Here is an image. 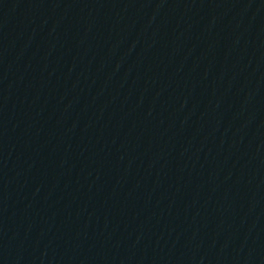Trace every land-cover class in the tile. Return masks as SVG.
<instances>
[{"label":"water","instance_id":"95a60500","mask_svg":"<svg viewBox=\"0 0 264 264\" xmlns=\"http://www.w3.org/2000/svg\"><path fill=\"white\" fill-rule=\"evenodd\" d=\"M0 264H264V0H0Z\"/></svg>","mask_w":264,"mask_h":264}]
</instances>
